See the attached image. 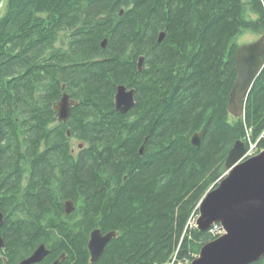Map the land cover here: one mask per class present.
Instances as JSON below:
<instances>
[{
  "label": "trees",
  "instance_id": "16d2710c",
  "mask_svg": "<svg viewBox=\"0 0 264 264\" xmlns=\"http://www.w3.org/2000/svg\"><path fill=\"white\" fill-rule=\"evenodd\" d=\"M246 32L264 33V0H6L0 16V142L6 141L1 150L8 156L4 183L14 180V196L4 195L1 209L6 222L14 221L8 224L14 257L45 243L47 264L63 252L59 264H190L218 238L191 223L198 205L218 185L237 140L246 150L249 141L264 150V68L244 115L234 118L227 110L237 40ZM160 33L165 37L158 43ZM63 44L71 45L65 68ZM142 74L150 76L146 86L136 87L140 101L148 94L144 117L130 129L119 127L120 115L108 114L112 93L117 84L133 87L132 77ZM47 77L55 90L59 81L81 86L73 115L78 127L71 134L89 141L78 165L66 157L60 194L49 189L46 156L38 151L41 141L67 139L62 132L48 139ZM102 110L107 114L99 123L85 122ZM197 133L194 147L190 140ZM30 156L33 175L21 187ZM68 199L80 217L77 233L59 223L69 219L60 216ZM94 229L117 235L90 263L87 240ZM252 264H264V258Z\"/></svg>",
  "mask_w": 264,
  "mask_h": 264
},
{
  "label": "water",
  "instance_id": "95a60500",
  "mask_svg": "<svg viewBox=\"0 0 264 264\" xmlns=\"http://www.w3.org/2000/svg\"><path fill=\"white\" fill-rule=\"evenodd\" d=\"M123 13L121 11L120 15ZM160 33L157 42L164 39ZM106 41L101 43L104 47ZM142 58L138 60V70L142 67ZM264 68V35L255 42L242 45L235 55L236 79L232 85L228 100V113L234 118L244 115L246 98L252 84ZM67 98L64 96L56 110L63 119ZM133 104L131 92L118 87L115 96L116 109L125 113ZM201 133L192 136L194 147L200 143ZM245 144L237 140L229 150L224 163L225 177L212 190L208 191L198 205L195 228L200 232L219 224L223 234L205 244L199 255L190 264H252L264 258V150L244 159ZM66 213L73 210L72 202L65 204ZM3 214L0 212V225ZM116 232L102 234L94 230L90 234L87 248L90 263L95 262L103 253L105 246L116 237ZM1 244V240H0ZM49 251L43 245L18 264H38L45 259ZM65 254L53 264L64 260Z\"/></svg>",
  "mask_w": 264,
  "mask_h": 264
},
{
  "label": "flooded vegetation",
  "instance_id": "af4514ba",
  "mask_svg": "<svg viewBox=\"0 0 264 264\" xmlns=\"http://www.w3.org/2000/svg\"><path fill=\"white\" fill-rule=\"evenodd\" d=\"M1 5V4H0ZM57 46V44L55 45ZM60 49L62 50V52L60 53L63 57V61H62V65H60L62 68H65V57L64 55L66 54L65 52L67 51L68 47L71 45H67V44H63V45H59ZM240 47V46H239ZM125 55H129L127 53H125ZM44 58H46L47 60L49 59V55L46 54L43 56ZM142 58V67L144 66V57L140 56L138 57V59L136 60V70H138V60ZM146 66V64H145ZM141 67V70L143 69ZM141 70H138L139 72ZM147 71V69H145ZM63 78V75H60L59 80H61L60 78ZM55 80H58L56 78H54ZM134 82L132 85L133 87H131L129 84H117L114 92L112 93V100H111V112H109L108 114L114 115V113H117L120 115L121 119L119 120L118 124H120L119 127H126L128 129H130L131 126L136 125L137 123H139L141 121V119H143L144 117V110L145 107L147 106V98H148V94L147 97L145 98L144 101H140L141 99L138 98V94L136 92V87L137 84H141L142 86H146V81L147 79H150L149 75H145L142 74L140 76H133L132 77ZM58 80V81H59ZM135 80V81H134ZM59 89L55 90L52 86V82H51V78L47 77L46 81L44 83V96L46 98L45 101V116H46V120H45V129L48 131V139L52 138V136L54 134L57 133H65V137L67 139L63 140L61 144L58 143H52V140H46V141H41L40 142V146L38 148L39 153L43 152L46 156V160H45V174L46 177L48 178V187L49 189L53 192V193H62L61 191L63 190V183H64V173H65V166H66V157H68L69 160L72 161V163L74 165H78L79 161L81 159L82 156V152L83 150H87L89 149V141H82L80 139H78L75 136H73L71 134V131H75V128H77L78 126L75 124L76 122L73 120V115L75 114V112L77 111V109L80 106V100H81V86L80 85H73V84H67L63 81H59ZM118 87H124L126 92H131L132 94V98H133V104L132 106L125 112V113H121L116 109V105H115V96L117 93V89ZM67 98V102L66 105L69 108L67 110V114H66V110H65V116L63 119L62 117H60L59 110H56V107L58 106V104L60 103V101L62 100L63 97ZM48 107V108H47ZM107 114L106 111L102 110L101 115L98 113H90V116L87 118V121L85 122H89V123H94L97 122L99 123L102 120V117ZM27 119H28V114L26 115ZM96 120V121H95ZM127 131V130H126ZM6 143V141H1L0 142V212L2 213V197L5 196H9L12 195L14 196V180H7L6 183H4V178H3V174H4V169H8L9 167H5V165H3V159H8V156H2V146L3 144ZM191 143V142H190ZM55 144V145H54ZM101 144L98 142L95 143V147H97L98 149L100 148ZM143 151V146L140 148V150H138L139 155H142ZM65 155V156H64ZM10 159V158H9ZM30 159V163H28L27 166L23 167V170L25 169V173L23 172V176H22V180H21V187H24L29 183L30 179L32 178L33 175V166L31 165L32 163V159L33 157H29ZM126 179V176L124 177V180ZM64 191V190H63ZM67 202H72L73 204V210L70 213H66L65 210V204ZM8 210L14 211V197L11 200V204L8 206ZM62 212L63 214L60 216L63 217H69V219H60L59 223H63L67 226H69V228H75V233H77L78 230V221L80 220L79 218V214L76 211V205H74L73 201L68 199L65 200L62 204ZM3 214V213H2ZM4 218V215H3ZM72 219V220H71ZM10 224H14V221L9 222ZM8 221L6 222L5 220L2 221V224L0 225V240H1V244H0V264H18L21 261L29 258L33 252L41 245H43L45 247L46 250L49 251L50 254V249L47 247V245H45V243H38V245L36 247L30 248V249H25L22 253H18L16 256L14 257V242H9V235H8ZM96 230V229H94ZM91 230L88 233V240L87 243L89 241L90 238V234L92 231ZM99 230V229H97ZM102 233V232H101ZM102 234H106V233H102ZM17 248V247H16ZM88 250V248H87ZM89 252V251H88ZM16 253V252H15ZM65 254V252H63ZM61 253V255L63 254ZM48 254V255H49ZM23 255V256H22ZM48 255L45 257V259L48 257ZM60 255V256H61ZM90 256V255H89ZM19 257V258H18ZM18 258V259H17ZM45 259L43 261H41L38 264H47V262L45 261ZM90 259V257H89ZM56 261V259H55ZM55 261H53L51 264H53Z\"/></svg>",
  "mask_w": 264,
  "mask_h": 264
},
{
  "label": "rangeland",
  "instance_id": "374dc122",
  "mask_svg": "<svg viewBox=\"0 0 264 264\" xmlns=\"http://www.w3.org/2000/svg\"><path fill=\"white\" fill-rule=\"evenodd\" d=\"M5 2H6V0H3L2 1V5L0 6V16H1V13H2V11H3V7H4V5H5ZM251 17H254V16H251ZM264 35V33H262V34H253V33H250V32H246V33H244V34H242L239 38H238V40H237V42H238V44L241 46V45H244V44H249V43H252V42H255L256 40H258L261 36H263ZM249 138V137H248ZM252 147L254 148V150L253 151H255V155L256 154H258L259 152H258V148H257V144L256 143H252ZM250 148V147H249ZM224 174H226V171L224 170V172H222V175H221V177L224 175ZM196 218H197V216L192 220V224H193V226L195 227V220H196Z\"/></svg>",
  "mask_w": 264,
  "mask_h": 264
},
{
  "label": "built area",
  "instance_id": "2783aa9c",
  "mask_svg": "<svg viewBox=\"0 0 264 264\" xmlns=\"http://www.w3.org/2000/svg\"><path fill=\"white\" fill-rule=\"evenodd\" d=\"M248 141H249V138H248ZM249 147L245 152L244 159H247L255 155V151H253L254 148L252 147V143L250 141H249ZM225 175L226 174H224L221 178H223ZM210 231L216 236H219L223 233V231L217 226H214L213 228H211Z\"/></svg>",
  "mask_w": 264,
  "mask_h": 264
},
{
  "label": "bare ground",
  "instance_id": "6f19581e",
  "mask_svg": "<svg viewBox=\"0 0 264 264\" xmlns=\"http://www.w3.org/2000/svg\"><path fill=\"white\" fill-rule=\"evenodd\" d=\"M244 45H245V44H244ZM241 46H242V45H241ZM101 47H102V46H101ZM104 47H105V46H104ZM104 47H102V48H104ZM3 220H4V218H3ZM214 226H217V227H219V228L222 230V228H221V226H220L219 224H215V225H213L211 228H213ZM211 228H210V229H211ZM210 229H209V230H210ZM198 255H199V254H198ZM89 260H90V259H89Z\"/></svg>",
  "mask_w": 264,
  "mask_h": 264
}]
</instances>
